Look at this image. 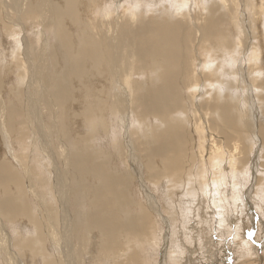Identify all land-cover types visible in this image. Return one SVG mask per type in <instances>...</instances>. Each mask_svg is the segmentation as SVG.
<instances>
[{
  "label": "bare ground",
  "instance_id": "6f19581e",
  "mask_svg": "<svg viewBox=\"0 0 264 264\" xmlns=\"http://www.w3.org/2000/svg\"><path fill=\"white\" fill-rule=\"evenodd\" d=\"M246 215L264 0H0V264H264Z\"/></svg>",
  "mask_w": 264,
  "mask_h": 264
},
{
  "label": "rangeland",
  "instance_id": "374dc122",
  "mask_svg": "<svg viewBox=\"0 0 264 264\" xmlns=\"http://www.w3.org/2000/svg\"><path fill=\"white\" fill-rule=\"evenodd\" d=\"M241 173H246L247 174V179H248V173H250V170H249V165L247 164L246 165V171L244 172H242L241 171ZM239 202H241V203H243L245 206H251V209H252V211H253V213L254 214H257V216H258V214L261 212V210H256V208H255V206H254V204L252 203V202H243L242 201V198H239ZM248 211V208H246V212ZM261 214V213H260ZM259 214V215H260ZM262 216H263V214L261 215V216H259L260 217V219H262ZM244 219L246 220V221H248L249 222V224H248V226H246L247 224H245V226L246 227H248V229H246L247 231H246V235L248 236V237H250V236H253V240L252 241H255V243H259L257 246H255L254 245V243H252L251 242V246H253V248H252V250H251V256L250 257H245V258H247V259H251L252 257H253V255H256L257 254V251H259V252H264V237L262 238V239H260V238H258L259 236H261V234H260V225H259V223L257 222L256 224L255 223H251V221H250V216H248V215H246L245 217H244ZM264 219V218H263ZM246 221H245V223H246ZM256 226H258V227H256ZM255 230V232L253 233V229ZM252 230V233H251V230ZM206 230V229H205ZM248 230H249V232H248ZM258 233H257V232ZM260 231V232H259ZM255 233H257V234H255ZM212 234V233H211ZM252 234V235H251ZM261 240H262V242H261ZM263 246V247H262ZM240 247L241 246H239V249H237V248H235V250H234V248L233 249H227L228 248V246L226 247V249L222 246V248H223V250H227L226 252H228V253H224V252H221V254L219 255V254H217L218 255V257H213L212 259L214 260L213 262L214 263H212V264H223V261H224V263L226 264V261L227 260H230V257L232 256L233 257V255H234V252L236 251L237 252V255H238V253L241 251L240 250ZM262 247V248H261ZM213 249L214 248H211V251H213ZM261 250V251H260ZM235 252V253H236ZM233 253V254H232ZM226 254V255H225ZM229 255H231V256H229ZM204 256H206V255H204ZM221 256V257H220ZM224 257H225V259H224ZM231 257V258H232ZM206 258V257H205ZM219 258V259H218ZM223 259V260H222ZM233 259V258H232ZM231 259V260H232ZM204 260L205 259H203L201 262H204ZM219 260V261H218ZM252 260V259H251ZM207 264V263H206Z\"/></svg>",
  "mask_w": 264,
  "mask_h": 264
}]
</instances>
